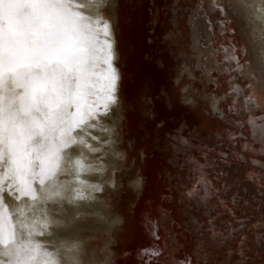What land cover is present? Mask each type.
Wrapping results in <instances>:
<instances>
[{"label":"rangeland","instance_id":"374dc122","mask_svg":"<svg viewBox=\"0 0 264 264\" xmlns=\"http://www.w3.org/2000/svg\"><path fill=\"white\" fill-rule=\"evenodd\" d=\"M251 2L107 0L118 102L98 158L120 142L122 163L100 264H264V30Z\"/></svg>","mask_w":264,"mask_h":264},{"label":"snow or ice","instance_id":"6c2138e0","mask_svg":"<svg viewBox=\"0 0 264 264\" xmlns=\"http://www.w3.org/2000/svg\"><path fill=\"white\" fill-rule=\"evenodd\" d=\"M106 7L107 0H0V264H84V241L60 234L75 215L37 219L16 201H36L39 192L54 208L71 204L79 213L90 198L85 151L103 139L92 130L113 131L105 123L118 102ZM50 228L45 246L35 237Z\"/></svg>","mask_w":264,"mask_h":264},{"label":"bare ground","instance_id":"6f19581e","mask_svg":"<svg viewBox=\"0 0 264 264\" xmlns=\"http://www.w3.org/2000/svg\"><path fill=\"white\" fill-rule=\"evenodd\" d=\"M75 2V0H74ZM251 10L254 14V17L258 20V24L261 26L262 30H264V4L263 0H255V2H251ZM107 15V13L105 12ZM108 17V15H107ZM112 41L113 32L111 35ZM113 51L114 43H113ZM105 127L108 128V125L105 123ZM93 136L103 137V139H97L95 141V150L88 152L85 151V163H91L92 171L86 172L85 176L88 177L87 184L89 185V191L85 193L86 196H90L88 200L81 201L83 205L80 208L79 213H74L73 208L74 205L66 204L57 208L48 209L45 205V202L50 204L49 201H45L39 198V192L37 193L38 199L36 201H32L30 197H24L22 201H16V204L20 205L21 209L28 216H35L37 219H41L43 215H47L48 218L52 219V214L55 213V218L61 220V222L66 223L69 218L75 215V219L70 227H66L62 230L61 235L66 236L70 234H77L81 240L84 241V250L82 253V259L84 264H100L102 262V257L100 256L99 260L97 258V251L93 250L94 241H102V236L107 232L115 231V223L113 216L114 212L112 210V215L107 214L109 208L111 206L110 199L108 198L109 194L113 192L116 171L118 166L121 165L122 161L121 156V148L122 145L120 142H117L116 147L113 149V157H111V152L106 155V160L109 164L106 165L102 160V158H98L101 156L100 148L102 147V143L105 141H109V132H102L99 128L92 130ZM112 144V142H111ZM104 147V146H103ZM107 150H109L107 148ZM101 160V161H100ZM71 180V177L68 178ZM59 182H66L63 174L58 178ZM92 186H98L99 191H93ZM113 187V189H112ZM115 190V189H114ZM47 204V205H48ZM52 207V206H51ZM62 209L67 212V216L62 214ZM12 207L9 208V211H13ZM37 241L42 242L39 238L35 237ZM42 239V236H41Z\"/></svg>","mask_w":264,"mask_h":264},{"label":"trees","instance_id":"16d2710c","mask_svg":"<svg viewBox=\"0 0 264 264\" xmlns=\"http://www.w3.org/2000/svg\"><path fill=\"white\" fill-rule=\"evenodd\" d=\"M231 169H233V168H230V167H229L228 170H226V172H228L227 175H228L229 177L235 175V174L232 173ZM238 178H239V177H238ZM247 184H248V183H247ZM256 186H257V184H256ZM252 188H253V189H252ZM252 188H251V185L249 184L250 192L253 191V193H255L254 187H252ZM165 252H167V250H166ZM165 252H164L163 259L166 260V261H168V260L170 259V257H169L168 254L166 255ZM172 260H173V259H172Z\"/></svg>","mask_w":264,"mask_h":264},{"label":"water","instance_id":"95a60500","mask_svg":"<svg viewBox=\"0 0 264 264\" xmlns=\"http://www.w3.org/2000/svg\"><path fill=\"white\" fill-rule=\"evenodd\" d=\"M116 54H117V52H116ZM37 237L39 238V240H42V239H41V236L38 235ZM42 237H45V236H42ZM49 244H50V242H47V244H45V245L48 246Z\"/></svg>","mask_w":264,"mask_h":264},{"label":"flooded vegetation","instance_id":"af4514ba","mask_svg":"<svg viewBox=\"0 0 264 264\" xmlns=\"http://www.w3.org/2000/svg\"><path fill=\"white\" fill-rule=\"evenodd\" d=\"M257 163L260 164L261 162L259 160H257Z\"/></svg>","mask_w":264,"mask_h":264}]
</instances>
